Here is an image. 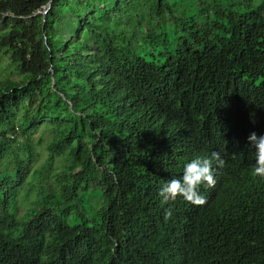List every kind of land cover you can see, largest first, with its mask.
Instances as JSON below:
<instances>
[{"label": "trees", "instance_id": "1", "mask_svg": "<svg viewBox=\"0 0 264 264\" xmlns=\"http://www.w3.org/2000/svg\"><path fill=\"white\" fill-rule=\"evenodd\" d=\"M252 132L264 0H0V264H264ZM212 152L205 203L159 195Z\"/></svg>", "mask_w": 264, "mask_h": 264}, {"label": "clouds", "instance_id": "2", "mask_svg": "<svg viewBox=\"0 0 264 264\" xmlns=\"http://www.w3.org/2000/svg\"><path fill=\"white\" fill-rule=\"evenodd\" d=\"M249 145L255 149V163L252 171L254 174L264 176V134L252 132L248 136ZM214 164L222 167L224 160L219 152L210 155H197L183 165V170L178 178L167 181L159 190V195L164 199L182 196L193 204L205 203V198L200 194L202 184L214 186Z\"/></svg>", "mask_w": 264, "mask_h": 264}, {"label": "rangeland", "instance_id": "3", "mask_svg": "<svg viewBox=\"0 0 264 264\" xmlns=\"http://www.w3.org/2000/svg\"><path fill=\"white\" fill-rule=\"evenodd\" d=\"M2 64H4V61H2ZM40 134L45 135L44 132L40 131L39 133L34 135V138L36 139ZM40 153V159L36 162V164L33 166L36 167L38 166L47 156L45 147H39L37 149ZM32 168V169H33ZM100 195L101 192L99 190H92L87 192L84 196H83V201H82V205L85 206V208L87 210H89L90 207H97L100 205ZM32 199V197L28 198V200L23 201L22 199H20L18 201V205H19V214H23L26 212L27 208H29L31 206V204L29 203V201ZM69 223L71 225L75 224L78 219L75 217L70 218Z\"/></svg>", "mask_w": 264, "mask_h": 264}]
</instances>
